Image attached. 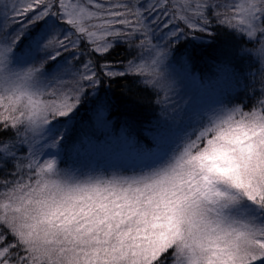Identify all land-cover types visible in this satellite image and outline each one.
<instances>
[{
	"label": "snow or ice",
	"instance_id": "6c2138e0",
	"mask_svg": "<svg viewBox=\"0 0 264 264\" xmlns=\"http://www.w3.org/2000/svg\"><path fill=\"white\" fill-rule=\"evenodd\" d=\"M102 77L151 93L143 139ZM0 264H264V0H0Z\"/></svg>",
	"mask_w": 264,
	"mask_h": 264
},
{
	"label": "trees",
	"instance_id": "16d2710c",
	"mask_svg": "<svg viewBox=\"0 0 264 264\" xmlns=\"http://www.w3.org/2000/svg\"><path fill=\"white\" fill-rule=\"evenodd\" d=\"M200 39L209 41V37L201 33L195 34ZM228 38L222 33H218L216 39L210 42L209 46H199V40L193 39L191 36L182 39L176 46V55L181 57L187 54H193L192 70L195 73L204 76L209 74L212 69V59L215 57L220 49L225 46ZM127 56L124 45H117L110 55L102 58L112 61L116 64L117 61H123ZM119 67L120 65H116ZM102 84L99 87V94H105L112 102V120L114 124L119 127L127 123L130 131L134 136L141 139L144 138L145 131L151 128L158 115L157 110L152 104V95L149 91L139 86L131 77L121 78L110 81L102 77ZM258 86V85H257ZM244 100L250 106L254 102V98L241 93L236 97V102ZM91 103H86L81 107L77 114L76 128L70 135L69 142L78 140L83 137L85 133L91 134L92 129L88 125V116L91 114ZM80 121H83L82 123ZM96 135H100L96 132ZM68 159H74L69 149ZM83 158V157H82ZM92 158L99 159L103 162V158L93 156Z\"/></svg>",
	"mask_w": 264,
	"mask_h": 264
},
{
	"label": "rangeland",
	"instance_id": "374dc122",
	"mask_svg": "<svg viewBox=\"0 0 264 264\" xmlns=\"http://www.w3.org/2000/svg\"><path fill=\"white\" fill-rule=\"evenodd\" d=\"M212 70V69H211ZM211 72V71H210Z\"/></svg>",
	"mask_w": 264,
	"mask_h": 264
}]
</instances>
